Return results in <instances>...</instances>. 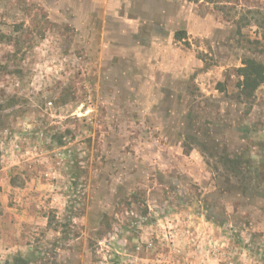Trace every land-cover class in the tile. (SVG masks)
I'll use <instances>...</instances> for the list:
<instances>
[{
	"label": "rangeland",
	"instance_id": "374dc122",
	"mask_svg": "<svg viewBox=\"0 0 264 264\" xmlns=\"http://www.w3.org/2000/svg\"><path fill=\"white\" fill-rule=\"evenodd\" d=\"M133 1L102 32L130 17L126 44L169 50L170 131L135 128L152 120L105 80L88 0H0V264H264V84L237 87L264 64V0Z\"/></svg>",
	"mask_w": 264,
	"mask_h": 264
},
{
	"label": "crops",
	"instance_id": "0c3cea01",
	"mask_svg": "<svg viewBox=\"0 0 264 264\" xmlns=\"http://www.w3.org/2000/svg\"><path fill=\"white\" fill-rule=\"evenodd\" d=\"M89 5L93 7L92 13H88L83 18H78L83 21V29L97 28V33L100 35L99 53H105V59L107 61V76L105 80H124V84L121 87V93L128 96L122 99L136 100L140 102L138 109V115L148 117L152 120V125L142 126L137 125L135 128H147L152 133H162L165 131L173 130L176 127L177 121L180 119L178 125L185 121L186 113L181 108H170L169 103H164L166 100H170L171 94L169 93L174 89L177 84V80H171L172 73L170 67V56H168L169 50L162 46L155 48L154 44L151 47H144V50L138 45L126 44L127 40L133 29L131 24L128 23L132 18L118 17L116 22L119 23L120 28L107 30L102 32L105 27V19L111 12L115 11V5L118 4H134L133 0H88ZM113 6V7H112ZM137 14L138 20L143 24L147 22H154L158 19L162 22L168 18L164 12H141ZM109 15V16H110ZM133 16V14H132ZM167 16V18H166ZM112 17V16H110ZM74 21H76L74 19ZM104 23V24H102ZM130 27V28H129ZM101 29V31H100ZM105 36V37H104ZM103 37V38H102ZM105 39V41H104ZM96 52V51H93ZM129 80V81H128ZM156 87V88H155ZM157 89L159 91H166L164 93H155ZM169 93V94H168ZM168 94V95H167ZM168 97V98H167ZM120 98L117 94H111V101L118 100ZM162 102V103H160ZM213 127L217 124H213ZM193 127V126H191ZM199 128L196 132L198 135H193L201 139V144L208 146L211 144V150L214 151L213 156L224 159L226 155L231 152V148L236 145H232V141L229 135H226L224 141L220 144L215 140H208L207 128ZM189 126L186 127L188 129ZM184 127V130H186ZM195 132V134H196ZM197 133V134H198ZM205 138V139H204ZM207 140V142H205ZM167 146H170V142H167ZM232 153V152H231ZM244 157L245 155L242 154Z\"/></svg>",
	"mask_w": 264,
	"mask_h": 264
},
{
	"label": "trees",
	"instance_id": "16d2710c",
	"mask_svg": "<svg viewBox=\"0 0 264 264\" xmlns=\"http://www.w3.org/2000/svg\"><path fill=\"white\" fill-rule=\"evenodd\" d=\"M188 2H199L201 0H187ZM243 66L237 70L238 75L242 80H239L237 87L240 89V94L245 98H250L254 91L261 85L264 84V64L258 63L252 59H247L243 63ZM244 159V160H243ZM246 163V159L241 156L234 157V159H226L225 162L232 166L233 172L239 175L240 164ZM20 264L22 260L18 259Z\"/></svg>",
	"mask_w": 264,
	"mask_h": 264
}]
</instances>
